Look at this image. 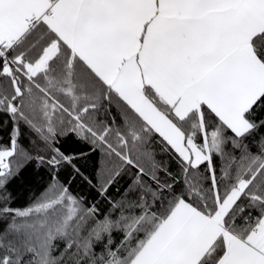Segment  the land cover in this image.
<instances>
[{"label": "snow or ice", "instance_id": "obj_1", "mask_svg": "<svg viewBox=\"0 0 264 264\" xmlns=\"http://www.w3.org/2000/svg\"><path fill=\"white\" fill-rule=\"evenodd\" d=\"M0 264H264V0H0Z\"/></svg>", "mask_w": 264, "mask_h": 264}, {"label": "trees", "instance_id": "obj_2", "mask_svg": "<svg viewBox=\"0 0 264 264\" xmlns=\"http://www.w3.org/2000/svg\"><path fill=\"white\" fill-rule=\"evenodd\" d=\"M61 150L68 155L75 156L76 159L74 163L84 172L86 175H89L94 179V159L96 154H92L87 157H80L79 150L82 147H86L79 141H69L65 143L62 138L60 145ZM63 170L60 173L61 180L64 178ZM51 173L48 168L41 166L37 168L35 164H29L27 169L22 173V175L17 176L12 182L8 185V191L11 193L12 207H26L32 200L38 196L50 183ZM70 190L75 191L77 194H83L84 196H89L91 192L94 194V190H90L87 187H84L79 180L74 182L73 188ZM115 195V193H113ZM102 209L107 207L104 202H101L99 205Z\"/></svg>", "mask_w": 264, "mask_h": 264}]
</instances>
